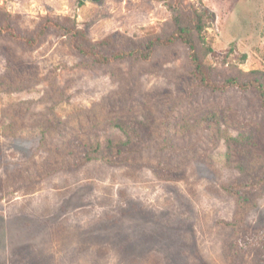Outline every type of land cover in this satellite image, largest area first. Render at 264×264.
Here are the masks:
<instances>
[{"label":"rangeland","instance_id":"obj_1","mask_svg":"<svg viewBox=\"0 0 264 264\" xmlns=\"http://www.w3.org/2000/svg\"><path fill=\"white\" fill-rule=\"evenodd\" d=\"M185 2L214 14L206 37L217 54L207 62L217 78L264 71V0ZM6 16L29 35L47 17H75L90 39L112 36L126 47L173 29L159 0H0V21ZM11 68L30 80L20 91L0 92V121L28 127L14 138L0 135V264H264L258 243L246 246L242 237L238 248L229 245L236 236L227 222L236 206L222 190L242 176L226 164V135L251 136L248 147L233 149V163L249 154L264 169V108L255 91L196 87L181 43L158 47L148 62L96 66L52 30L35 47L0 37V74ZM209 110L222 120L202 122ZM55 118L64 121L57 143L85 134L119 138L112 119L147 118L145 148L121 158L145 170L131 178L124 166L92 161L20 189L35 179L45 155L36 123ZM16 168L27 177L4 185ZM153 169L184 178L159 180ZM248 219L264 225V197Z\"/></svg>","mask_w":264,"mask_h":264},{"label":"trees","instance_id":"obj_2","mask_svg":"<svg viewBox=\"0 0 264 264\" xmlns=\"http://www.w3.org/2000/svg\"><path fill=\"white\" fill-rule=\"evenodd\" d=\"M162 1L172 14L173 29L163 36H151L142 46H116L112 36L94 41L79 27L75 17L65 16L47 17L38 30L29 35L20 31L10 17L6 16L0 21V37L6 35L12 39L24 43L29 47L37 46L49 31H55L58 36L65 37L67 44L77 53L88 57L96 66L110 65L115 62L132 59L148 62L154 56L158 47H169L177 43L184 44L188 49L190 61V74L196 87L210 92H226L230 89L241 91H255L261 107L264 108V71L253 69L245 71L239 69L235 74H229L222 78L215 76L214 67L207 62L208 56L217 53L208 44L206 32L214 14L205 5L195 2L186 3L185 0H159ZM25 73V72H24ZM28 75V71L26 72ZM35 75V74H34ZM19 69L11 68L8 72L0 74V92L20 91L24 81ZM200 120L202 122L222 120V114L215 110H209ZM60 118H55L54 123L39 121L36 123L40 129L41 147L45 152L44 157L34 166L36 177L29 183H23L20 189L30 191L51 174L65 170L75 171L88 165L92 161H102L110 166H124L125 174L131 178L141 174L145 170L144 165H135L122 161L123 156L140 153L150 140L147 131L150 123L147 118H116L110 125L117 129L122 137L107 136L104 140L99 135H82L76 141L57 143L54 139L63 133L60 130ZM28 125L14 119L0 121V135L5 138L17 137ZM228 144L227 166L238 170L241 178L230 179L222 185L225 195L234 200L236 211L230 226L235 241L229 245L238 248L237 240L245 238L246 246L256 242L258 250L264 251V225H252L249 215L252 209L259 206L264 197V169L258 171L256 158L249 154L233 163V149L236 146L248 147L251 139L249 134L238 136L226 135ZM159 180L171 182L182 180L184 175L158 172L152 170ZM27 177L23 169L16 168L6 174L4 185L12 184L16 179ZM141 176V175H139ZM138 177V176H137ZM262 248V249H260ZM255 253V254H256Z\"/></svg>","mask_w":264,"mask_h":264}]
</instances>
